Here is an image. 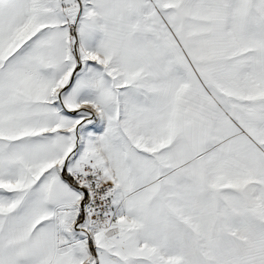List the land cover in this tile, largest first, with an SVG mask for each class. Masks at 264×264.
Returning a JSON list of instances; mask_svg holds the SVG:
<instances>
[{
  "label": "snow or ice",
  "instance_id": "obj_1",
  "mask_svg": "<svg viewBox=\"0 0 264 264\" xmlns=\"http://www.w3.org/2000/svg\"><path fill=\"white\" fill-rule=\"evenodd\" d=\"M0 264H264V0H0Z\"/></svg>",
  "mask_w": 264,
  "mask_h": 264
}]
</instances>
